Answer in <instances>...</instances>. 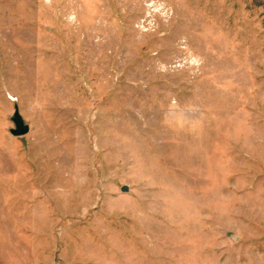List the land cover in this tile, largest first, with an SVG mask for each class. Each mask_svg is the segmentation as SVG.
<instances>
[{"label": "rangeland", "instance_id": "1", "mask_svg": "<svg viewBox=\"0 0 264 264\" xmlns=\"http://www.w3.org/2000/svg\"><path fill=\"white\" fill-rule=\"evenodd\" d=\"M0 264H264V0H0Z\"/></svg>", "mask_w": 264, "mask_h": 264}, {"label": "water", "instance_id": "2", "mask_svg": "<svg viewBox=\"0 0 264 264\" xmlns=\"http://www.w3.org/2000/svg\"><path fill=\"white\" fill-rule=\"evenodd\" d=\"M10 119L13 123V127L9 128V133L12 136H21L26 134L30 127L28 125V123H26L22 116L19 113L18 107L14 106V110L10 116ZM125 190V187L122 188V191Z\"/></svg>", "mask_w": 264, "mask_h": 264}]
</instances>
